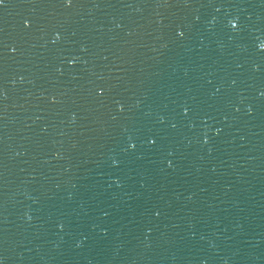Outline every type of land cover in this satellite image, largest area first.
Returning <instances> with one entry per match:
<instances>
[{
	"label": "water",
	"instance_id": "water-1",
	"mask_svg": "<svg viewBox=\"0 0 264 264\" xmlns=\"http://www.w3.org/2000/svg\"><path fill=\"white\" fill-rule=\"evenodd\" d=\"M261 41L264 0H5L4 264H264Z\"/></svg>",
	"mask_w": 264,
	"mask_h": 264
},
{
	"label": "snow or ice",
	"instance_id": "snow-or-ice-1",
	"mask_svg": "<svg viewBox=\"0 0 264 264\" xmlns=\"http://www.w3.org/2000/svg\"><path fill=\"white\" fill-rule=\"evenodd\" d=\"M4 4H5V0H0V5H4ZM63 4L67 7H71V6H73V0H63ZM220 7H223V5L221 4ZM217 11H219V7L217 8ZM197 19H199V17H197ZM23 24L25 26H27L28 28H30L32 26V23H31L30 19H28V18H23ZM228 26L233 30V32L239 31V29H240L239 17L230 18L228 20ZM178 35H179V37H184L185 33L183 30H178ZM57 36H59V33H57ZM53 42L55 43V41H53ZM259 49L264 50V41L259 42ZM12 51L15 52L16 49L13 48ZM69 62L75 63L76 61L70 60ZM257 67H259V66L257 65ZM96 87L98 88L100 95L105 94L106 86L97 85ZM53 99H55V97H53ZM114 103L119 105L120 111L124 110V104L123 103H120V101H114ZM190 111H191V109L187 106H185L183 108L184 113H188ZM163 119H164V117H161V120H163ZM173 127H175V125H173ZM216 131H217V133H219L220 129L217 128ZM139 139H141V137H134L133 135H129V137H128V148H126L125 151L127 152L128 149L135 150L137 147V140H139ZM160 139H162V138H160ZM207 139H208V137L205 136V140H207ZM142 142L149 145L150 147H154L158 144L159 139H158L156 134H153L151 132V130H148L147 138L143 139ZM114 163H116V161H114ZM167 164H168V166L171 167V166H173V161L171 159H169V160H167ZM160 214L161 213L159 211L155 212L156 216H159ZM105 215H107V213H105ZM63 226H64L63 224L60 225L61 228H63ZM0 264H4V260L2 257H0Z\"/></svg>",
	"mask_w": 264,
	"mask_h": 264
}]
</instances>
